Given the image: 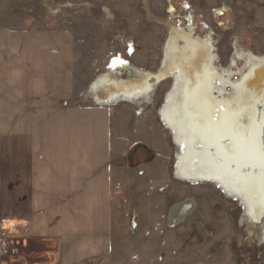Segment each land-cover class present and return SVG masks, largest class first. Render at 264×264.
Listing matches in <instances>:
<instances>
[{
    "label": "crops",
    "instance_id": "1",
    "mask_svg": "<svg viewBox=\"0 0 264 264\" xmlns=\"http://www.w3.org/2000/svg\"><path fill=\"white\" fill-rule=\"evenodd\" d=\"M47 2L0 0V223L30 230L21 254L1 264H206L193 263L203 252L190 250L191 238L177 244L183 222L178 228L165 225L178 204L174 189L160 198L154 188L129 192L128 181L121 185L128 160H139V166H146L142 160H153L149 166L174 160L178 178L174 173L171 181L223 186L206 167L199 173L191 169L198 160L214 159L201 134L206 125L194 103L195 80L151 78L141 71L130 78L99 75L86 87L78 78L77 27L64 22L39 27ZM54 2L61 8L70 4ZM119 67L129 66L123 59ZM167 81L163 104L156 107ZM137 100L144 103L138 110ZM245 137L248 130L235 143ZM224 140V149L234 144ZM256 140L254 149L264 160V129ZM224 190L244 202L250 236L263 235L264 194ZM122 191L148 197L133 204L140 214L135 234ZM263 239L255 244L263 245ZM128 245L136 251L127 253Z\"/></svg>",
    "mask_w": 264,
    "mask_h": 264
},
{
    "label": "rangeland",
    "instance_id": "2",
    "mask_svg": "<svg viewBox=\"0 0 264 264\" xmlns=\"http://www.w3.org/2000/svg\"><path fill=\"white\" fill-rule=\"evenodd\" d=\"M64 2L70 4H64L61 8L54 0H48L39 16L43 19L39 20V27L50 28L60 22L74 24L77 27L80 47L78 78H81L80 81L85 80L86 87L99 75L108 78L113 76L130 78L132 75H138V72L149 71L145 72L149 77L159 76L160 79L183 77L192 78L195 83L202 82L200 84L203 92L202 101L209 103L210 100L206 96L209 87L202 77L205 64L216 78L215 81L218 80L217 83H220L217 85L220 89L215 88V98L225 101L224 113H232L230 118L233 119L235 132L237 131L234 139L238 138L240 135L238 133L245 136L248 130V137L242 141L240 150L245 156L260 155L258 150L254 149V143L264 129V0H172L170 3L169 0H64ZM169 4L176 9L174 18L167 14ZM55 10L59 11L57 15L53 14ZM184 34H191L194 40L208 46L194 60L190 59L186 42L181 37ZM123 59L129 66L128 70L119 67ZM196 75H199V80ZM168 87L169 81L160 88L156 107L163 104V90ZM143 104L137 100L135 109H141ZM156 111L155 109L154 113ZM208 113L209 118L211 113L209 111ZM216 114L218 115L217 112ZM199 128L197 124V129ZM215 129L221 136L223 130L217 126ZM225 150L231 154L235 148L230 145ZM142 161H145L146 166H139V160H128L129 164L125 165L127 172L122 178L121 185L125 187L123 180L128 181V191L142 188L144 192L154 188L159 191L160 198L166 190H175L178 204L166 219L165 216L161 217L160 236H163L164 221L166 227L170 228L175 225L178 228L179 223L186 222L181 223V226H185L181 230L177 229L174 236L177 244L180 243L179 246H182L184 240L191 238L193 243L190 250L197 255L203 252L198 255L196 261L192 260L193 263L256 264L259 254L264 258V246L255 244L264 237V233L258 238L250 236L244 202L235 201V198L229 197L224 190L229 189L235 193V188L229 180L222 181L226 186L194 181L173 182L171 178H174V173L178 178L176 161L170 160L169 164L164 166L157 164L149 166L153 160ZM257 161L261 164L264 162L258 159ZM3 166L6 168V165ZM137 168L138 170L133 172V169ZM163 173L170 177L163 178ZM257 176L263 177L264 170L258 172ZM259 190L260 194H264V181L260 183ZM128 191H122L121 199L126 201L125 212H130L131 233L135 234L140 214L133 204L141 199L147 200L148 197L137 196L136 193H130L129 196ZM186 201L196 208L191 212L188 208L184 210L182 206L187 205L184 204ZM139 209L141 211L145 208L138 207V211ZM182 214L185 216L181 217ZM168 223L172 225L169 226ZM126 247L127 253L135 252L137 249L136 246ZM20 254L21 252L17 256Z\"/></svg>",
    "mask_w": 264,
    "mask_h": 264
},
{
    "label": "bare ground",
    "instance_id": "3",
    "mask_svg": "<svg viewBox=\"0 0 264 264\" xmlns=\"http://www.w3.org/2000/svg\"><path fill=\"white\" fill-rule=\"evenodd\" d=\"M182 39L186 42V45L188 48V55L191 60L196 59L199 53L207 49L206 43L199 42V41H197L199 43H195L191 41V39H189V37L187 36L182 37ZM209 69L210 68L208 66H205V64L203 65L202 77L205 79L209 87L208 92L206 93V96L208 97L210 102L207 103L205 101H202L203 92L200 87V84L202 82L198 83L196 81L193 98H194L195 107L197 108L198 113L200 114L201 120L206 125L204 132H201L202 137L207 138V139L205 138L203 142L205 144L209 143L212 146L211 148L214 151L213 150L211 151L212 152L211 158H214V159L209 160L206 157L205 160H198L197 166L196 167L191 166L192 167L191 169L193 173H199L201 170L205 169L204 167H206L209 172L216 173L218 177L221 178V181L225 179L229 180L232 183V186L236 188L237 190H239L240 192H242L245 197L255 196V195L259 196L260 195L259 185L261 182L263 183L264 176L260 178V176H257V175H258V172L264 170V162L261 164L260 162L258 163L257 160H254V159L260 160L261 159L260 155L255 156L254 154H246L245 156L244 155L245 153H243V151L240 150L241 145L243 143L240 141L238 143H235L234 137H236L237 131L235 132V127L233 126V119L230 118V116H232V113L231 114L224 113L223 107L226 106V104L223 102L225 101L219 100L218 98L216 99L215 97H213L212 82L214 84V90L215 88H219V86L217 85H219L220 83H217L219 82L218 80L215 81L216 78L213 77V73L209 72L210 71ZM198 76L196 75V77ZM151 77H154V76H151ZM198 80H199V77H198ZM208 111L211 113V116L209 118L207 116V114H209ZM216 112L218 113V115L216 114ZM216 126L220 127L221 130H223L221 137H225L224 141H227L226 143L228 142L232 143L234 141V144L232 145H234L235 151H233L231 154L229 152H226V150L224 149V146H223L224 143L222 144L220 143L221 137L219 136V133H217L218 131L216 129L214 130V127ZM259 128L261 127L259 126ZM211 134H213V136L216 139L214 138V141L209 142L208 139H210L209 137ZM247 155H249V157H247ZM253 156H254V159L252 160ZM215 158L217 160H215ZM185 167L187 166L185 165ZM222 184L226 186L224 183ZM190 205L191 203H187V205H183L182 207L184 208V210H186V208L189 209L188 206ZM184 216L185 214L181 215V217H184Z\"/></svg>",
    "mask_w": 264,
    "mask_h": 264
},
{
    "label": "built area",
    "instance_id": "4",
    "mask_svg": "<svg viewBox=\"0 0 264 264\" xmlns=\"http://www.w3.org/2000/svg\"><path fill=\"white\" fill-rule=\"evenodd\" d=\"M172 2V0H169ZM193 206L190 211H193ZM172 225V223H168ZM30 236V230L25 225H10L7 223H0V264L3 260L17 256L21 252V244ZM264 242V239H263ZM264 246V244H263ZM256 264H264V258L262 254L257 257Z\"/></svg>",
    "mask_w": 264,
    "mask_h": 264
},
{
    "label": "flooded vegetation",
    "instance_id": "5",
    "mask_svg": "<svg viewBox=\"0 0 264 264\" xmlns=\"http://www.w3.org/2000/svg\"><path fill=\"white\" fill-rule=\"evenodd\" d=\"M170 3V2H169ZM175 11H176V9H174V7L173 6H170V4L168 5V9H167V14L169 15V17H173L174 18V15H175ZM218 13V12H217ZM171 19V18H170ZM169 19V20H170ZM190 19H187V21H189ZM216 20V19H215ZM189 37V39H191V41H193V42H195V43H199L200 41L199 40H194L193 39V37H192V35L191 34H184V35H182L181 37ZM197 41H199V42H197ZM206 45V44H205ZM206 47H208V46H206ZM208 52H209V50H208ZM210 53V52H209Z\"/></svg>",
    "mask_w": 264,
    "mask_h": 264
}]
</instances>
